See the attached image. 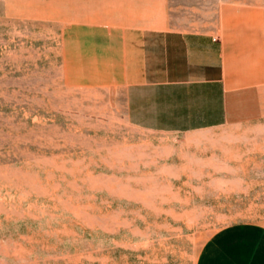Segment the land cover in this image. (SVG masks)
Segmentation results:
<instances>
[{
    "label": "rangeland",
    "instance_id": "obj_1",
    "mask_svg": "<svg viewBox=\"0 0 264 264\" xmlns=\"http://www.w3.org/2000/svg\"><path fill=\"white\" fill-rule=\"evenodd\" d=\"M122 1L0 0V264H194L264 224L262 144L134 123L105 34Z\"/></svg>",
    "mask_w": 264,
    "mask_h": 264
},
{
    "label": "crops",
    "instance_id": "obj_2",
    "mask_svg": "<svg viewBox=\"0 0 264 264\" xmlns=\"http://www.w3.org/2000/svg\"><path fill=\"white\" fill-rule=\"evenodd\" d=\"M120 5L124 18L109 15L105 34L120 41L116 81L126 86L134 123L194 132L201 143L224 129L228 156L264 146V0ZM194 264H264V224L220 227Z\"/></svg>",
    "mask_w": 264,
    "mask_h": 264
},
{
    "label": "built area",
    "instance_id": "obj_3",
    "mask_svg": "<svg viewBox=\"0 0 264 264\" xmlns=\"http://www.w3.org/2000/svg\"><path fill=\"white\" fill-rule=\"evenodd\" d=\"M213 39H215V37H213Z\"/></svg>",
    "mask_w": 264,
    "mask_h": 264
}]
</instances>
